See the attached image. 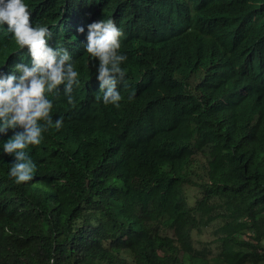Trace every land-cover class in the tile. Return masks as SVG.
Returning <instances> with one entry per match:
<instances>
[{"label":"trees","instance_id":"obj_1","mask_svg":"<svg viewBox=\"0 0 264 264\" xmlns=\"http://www.w3.org/2000/svg\"><path fill=\"white\" fill-rule=\"evenodd\" d=\"M212 2L207 38L181 0H86L124 28L120 107L76 86L61 128L25 149L36 171L21 184L0 136V264H264V0ZM154 29L147 91L133 65ZM182 65L195 66L172 79ZM200 67L209 98L183 83ZM177 93L195 119L166 109Z\"/></svg>","mask_w":264,"mask_h":264},{"label":"clouds","instance_id":"obj_2","mask_svg":"<svg viewBox=\"0 0 264 264\" xmlns=\"http://www.w3.org/2000/svg\"><path fill=\"white\" fill-rule=\"evenodd\" d=\"M180 7L188 30H199L207 38L217 33L221 17L212 0H181ZM157 36L154 29L149 45L141 48L133 65L141 72L140 63L145 62L140 78L147 91L155 83L153 42ZM124 42L121 22L110 16L94 17L86 9V0H0V136L9 138L3 152L15 156L9 176L17 184L32 180L36 171L25 149L40 145L42 133L53 121L61 128L69 104L74 103L76 86H94L101 103L120 107L126 76L121 64L127 56L119 50ZM194 66L182 65L171 78H183L180 73ZM211 70L200 67L192 72L183 82L187 91L201 97L196 90L200 85L201 94L209 98L203 88ZM239 90L247 94L244 86ZM189 97L177 93L165 107L193 120L195 111L186 104ZM156 99L151 98L148 113H154Z\"/></svg>","mask_w":264,"mask_h":264},{"label":"rangeland","instance_id":"obj_3","mask_svg":"<svg viewBox=\"0 0 264 264\" xmlns=\"http://www.w3.org/2000/svg\"><path fill=\"white\" fill-rule=\"evenodd\" d=\"M191 192H194V190L191 189ZM194 234H195L196 238H201V239H204V240H209V239H212V237H213L211 232L207 231V230H205V232L203 233L202 236H197L196 233H194ZM198 246H200V244ZM217 250L218 249L216 247L213 248L214 254L217 252ZM211 264H214L213 261L211 262ZM215 264H219V263H215Z\"/></svg>","mask_w":264,"mask_h":264}]
</instances>
